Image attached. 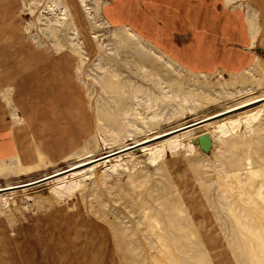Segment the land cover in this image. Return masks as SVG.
I'll use <instances>...</instances> for the list:
<instances>
[{
	"label": "rangeland",
	"instance_id": "374dc122",
	"mask_svg": "<svg viewBox=\"0 0 264 264\" xmlns=\"http://www.w3.org/2000/svg\"><path fill=\"white\" fill-rule=\"evenodd\" d=\"M106 1L0 0V44L11 43L5 51L23 40L46 55L49 68L39 75L30 144L0 159V188H9L0 192L16 190L0 198V264H264V30L257 34L253 4L214 1L245 13L255 60L201 73L129 27L109 24ZM2 89L11 129L25 131L12 91ZM250 112L251 123L244 120ZM226 115L241 119L222 134L210 123ZM186 132L193 149L153 163L127 157H146L132 146L145 135L154 144ZM205 132L213 138L210 154L193 142ZM89 155L94 161L75 174L69 192H54V177L10 188L69 173ZM117 156L127 165L90 173L89 166Z\"/></svg>",
	"mask_w": 264,
	"mask_h": 264
},
{
	"label": "crops",
	"instance_id": "0c3cea01",
	"mask_svg": "<svg viewBox=\"0 0 264 264\" xmlns=\"http://www.w3.org/2000/svg\"><path fill=\"white\" fill-rule=\"evenodd\" d=\"M214 1L107 0L102 7V16L111 25L129 27L190 71L232 72L243 66L245 68L256 56L252 50L254 41L245 13L242 15L240 11L226 10ZM250 2L253 7L247 4L253 8L259 34V30H264V0ZM10 45L7 40L5 44H0L4 47H0V65L3 68L0 89L12 91L15 105L23 112L28 121L26 126L31 129L27 127L24 131L22 125L11 129L14 125L8 121L11 117H8L7 102L0 93V159L21 154L30 144L29 134H33L32 131L35 133L32 118L35 111L31 112L40 104L39 75L44 68L49 71L45 63L46 55L34 52L29 44L24 45L23 40H18V45L12 47V51H5ZM25 64H30L31 73L35 72V76L27 74L28 66ZM12 69L19 71V74H11ZM30 136L33 138V135Z\"/></svg>",
	"mask_w": 264,
	"mask_h": 264
},
{
	"label": "bare ground",
	"instance_id": "6f19581e",
	"mask_svg": "<svg viewBox=\"0 0 264 264\" xmlns=\"http://www.w3.org/2000/svg\"><path fill=\"white\" fill-rule=\"evenodd\" d=\"M251 101V100H250ZM249 101V102H250ZM248 103V102H246ZM244 102V104H246ZM242 104V105H244ZM264 106V104H263ZM235 108V107H234ZM264 108V107H263ZM255 110H253L252 112H254ZM259 111V110H258ZM261 111V109H260ZM259 111V112H260ZM258 112V113H259ZM249 114V113H247ZM252 114V115H251ZM253 114L254 113H251L250 112V116H246L244 117V120L246 121H249V123H251V119H253ZM239 115V114H238ZM246 114H244L245 116ZM236 116V115H235ZM243 116V115H242ZM255 116V115H254ZM239 117V116H238ZM240 117L239 118H233L232 116H227L224 117V119L222 118V122L218 119V121H214V122H211L210 125H214L213 127L216 128V131H220V133L224 134V133H227L228 131L232 130L235 128V126H238L237 124L240 122ZM242 121V120H241ZM242 123V122H241ZM244 123V121H243ZM248 123V122H247ZM248 123V124H249ZM209 125V123H207ZM205 127V126H204ZM214 128V129H215ZM201 129V127H200ZM199 129V130H200ZM198 130V128L196 129ZM205 130V129H204ZM144 131V130H143ZM172 131H175V130H172ZM170 131V132H172ZM195 131V130H194ZM214 131V130H213ZM168 132V133H170ZM168 133H165V134H168ZM192 133L191 132H186V133H176V134H173V135H169L168 137L166 138H163L161 139L159 142L157 143H148V141L151 139V135H145L144 138H142L141 140H136V143H134L132 146L134 145H140V152H143L144 155H146V157H143V158H139L138 155H137V152H133V153H128L127 154V157L128 158H134L135 161L138 163H141L142 161H146L148 160L149 162H156V160L160 157V156H163V155H166L168 152L170 151H173L176 149L179 150L180 148H183V147H188L190 146V148H192L193 146L191 145L190 143V135ZM150 136V137H149ZM157 137V135L155 136ZM154 138V137H153ZM187 141V143H186ZM130 147L129 145H126L125 147H123L121 150H125V149H128ZM193 149V148H192ZM200 149V148H199ZM191 150V149H190ZM117 151H120L117 150ZM114 152L112 153H109L107 154L108 156L110 154H113ZM127 153V152H126ZM119 156V155H118ZM117 156V157H118ZM92 158V156L89 155V157H84L83 159L82 158H79L81 159V161L78 160V162H75V163H72L69 167V173H66V174H63L64 172L62 171H58V172H55V173H60L58 175L60 176H54L55 180L58 181L57 184L54 186V192H57L58 194L60 193H66V192H69L71 190H73V188L76 186V182L73 181V179L79 175H75L77 172H81V167L85 164H88V163H91L92 161H94V159H90ZM115 158V157H114ZM124 160V158L121 156V157H118V158H115V159H109V160H106L102 163H100V165H92V166H89L88 168L90 169V173L93 174L96 170H97V167L99 168H104L105 169H108L110 170L111 172H116L119 168H121L123 165H127L126 162H123L122 161ZM98 168V169H99ZM65 171V170H63ZM87 171V172H89ZM62 172V173H61ZM66 172V171H65ZM83 173L80 174V176H82ZM49 176V175H48ZM45 177V176H44ZM54 178H51L49 180H52ZM70 178V180H69ZM49 180H46L44 182H47ZM32 182V181H31ZM44 182H41V183H44ZM29 183V182H28ZM24 184V183H23ZM23 184H18V185H14V187L16 186H21ZM40 184V183H38ZM37 185V184H35ZM33 186V185H32ZM29 187V186H28ZM26 187V188H28ZM7 188V187H6ZM5 187L2 188V189H6ZM11 188V187H10ZM13 189V188H12ZM15 189V188H14ZM21 189V188H20ZM6 190H9V189H6ZM0 191L1 188H0ZM5 191V190H4ZM16 190H10L8 192H0V198H9V196H12L14 195Z\"/></svg>",
	"mask_w": 264,
	"mask_h": 264
},
{
	"label": "water",
	"instance_id": "95a60500",
	"mask_svg": "<svg viewBox=\"0 0 264 264\" xmlns=\"http://www.w3.org/2000/svg\"><path fill=\"white\" fill-rule=\"evenodd\" d=\"M214 116H217L214 115ZM193 142L196 144H198L200 150L206 154H210L211 153V150H212V147H213V138L211 136L210 133L208 132H205V133H202L200 134L199 136H197ZM62 172H65V171H62ZM61 172V173H62ZM60 173H51L49 174V176H43L39 179H35L33 180L32 182L30 181L29 183L28 182H25L23 185H19V186H16V187H11V188H19V187H26V186H31V185H34V184H38V183H41V182H44L45 180H48L56 175H58ZM18 185V184H17ZM6 188V187H5ZM6 189H9V188H6ZM6 189H1V190H6Z\"/></svg>",
	"mask_w": 264,
	"mask_h": 264
}]
</instances>
